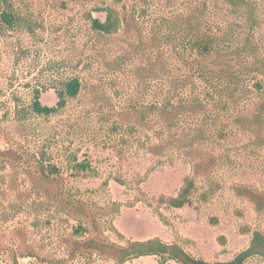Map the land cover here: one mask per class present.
I'll return each instance as SVG.
<instances>
[{
	"label": "rangeland",
	"instance_id": "rangeland-1",
	"mask_svg": "<svg viewBox=\"0 0 264 264\" xmlns=\"http://www.w3.org/2000/svg\"><path fill=\"white\" fill-rule=\"evenodd\" d=\"M204 1L210 2L124 0L127 22L100 42L89 16L104 21L99 10L116 6L113 0H12L33 32L26 24L5 27L0 15V150L28 159L4 169L0 156V264H116L91 252L73 260L69 241L125 246L154 237L197 258L226 262L248 248L254 231L264 234V91L240 97L213 124L203 114L184 116L186 132L205 126L208 136L194 152L181 147L154 155L146 148L159 143L155 108L162 94L192 68L186 22ZM236 1V7L219 6L226 12L230 68L238 72L254 63L250 51L264 60V0ZM250 39L253 50L244 46ZM75 77L82 81L77 98L50 117L33 113L37 94L43 106L56 107V88ZM43 151L61 170L59 188L36 171L33 160ZM74 160L88 161L93 171L76 175ZM187 178L196 185L190 205L160 203L176 197ZM82 224L86 234L76 231ZM13 253L26 257L15 262ZM245 264L264 261L252 257Z\"/></svg>",
	"mask_w": 264,
	"mask_h": 264
},
{
	"label": "trees",
	"instance_id": "trees-1",
	"mask_svg": "<svg viewBox=\"0 0 264 264\" xmlns=\"http://www.w3.org/2000/svg\"><path fill=\"white\" fill-rule=\"evenodd\" d=\"M113 1L116 6L122 5V7L121 9L116 6L100 8L99 11L106 15L104 21L89 16L91 32L96 35L99 42L119 33L122 25L127 22V9L124 0ZM219 2L229 3L234 7L238 5L236 0H210L209 3L204 1L201 6H194L191 17L186 22L192 31V37L190 36L186 45L190 58L187 63H190L192 68L188 71L189 75L185 77L186 79L184 78L185 80L179 78L177 82H171L169 91L162 94V101L155 108L160 117V128L157 131L159 143L146 146L149 153L163 155L167 151L181 147L189 148V153L194 152L195 147L207 141L208 136L205 126L194 133L186 132L183 125L184 116L195 117L196 114H203L207 117L208 122L213 124L220 121L223 112L229 111L240 97H250V93H262L264 91L263 81L259 78V76H264V60L255 53H251V51L248 53L250 58H254L253 64L248 62L250 66H246L238 72L230 68L232 46L228 43L230 37L224 29L226 12L223 6H219ZM0 15L2 23L9 29L22 27L26 24L29 31H34L29 20L18 12L12 0H3V9ZM173 32H170L167 38L168 42L173 39ZM167 35L164 36L167 37ZM254 45L250 39L244 46L247 50H253L252 48L256 47ZM242 78L244 79L242 80ZM81 88L82 81L79 77L67 79L62 83L61 88H56L58 97L56 107L43 106L40 101V94H37L31 109L33 113L39 116L50 117L64 109L68 100L77 98ZM261 107L264 110V102ZM222 134L219 132V135ZM0 156L4 161V169L11 164L28 163V159L14 149L0 150ZM33 163L36 164V171L44 183L56 184L55 187L59 188L61 170L50 152L43 151L38 158L33 160ZM196 164H206V162ZM72 170L81 177L90 174L93 168L88 161L78 162V160H74ZM116 181L120 185H124L122 179L116 178ZM195 186V182L191 178H187L176 197L168 199L163 197L160 199V203L176 209L190 205ZM60 193L61 191L55 193L53 199L59 197ZM92 223L95 228H98L96 220H92ZM77 230L80 231L77 233L81 234L87 232L83 224L78 226ZM114 230L119 237L124 238L118 229L114 228ZM69 244L71 246L69 257L73 260L81 253L91 252L107 256L113 259L116 264H126L133 259L147 256L157 257L159 264H170L171 262L176 264H245L252 257H260L264 261V234L260 231L253 232L247 249L226 262H209L197 258L178 243H167L158 237L145 241L129 240L125 246L94 238L84 241L71 240ZM25 254L27 255V253ZM28 254L34 257L31 252ZM19 257L26 256L23 254L18 256V254L13 253L15 262Z\"/></svg>",
	"mask_w": 264,
	"mask_h": 264
}]
</instances>
